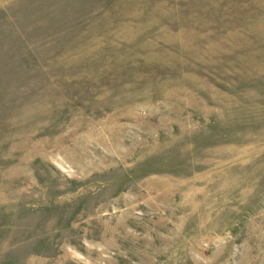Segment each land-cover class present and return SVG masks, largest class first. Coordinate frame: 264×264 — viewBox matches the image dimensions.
Here are the masks:
<instances>
[{
	"label": "rangeland",
	"instance_id": "obj_1",
	"mask_svg": "<svg viewBox=\"0 0 264 264\" xmlns=\"http://www.w3.org/2000/svg\"><path fill=\"white\" fill-rule=\"evenodd\" d=\"M0 264H264V0H0Z\"/></svg>",
	"mask_w": 264,
	"mask_h": 264
}]
</instances>
